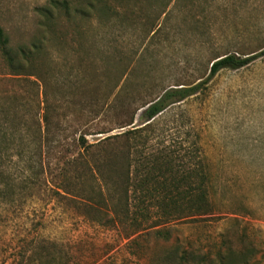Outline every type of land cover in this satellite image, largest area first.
I'll return each mask as SVG.
<instances>
[{
	"label": "rangeland",
	"instance_id": "rangeland-1",
	"mask_svg": "<svg viewBox=\"0 0 264 264\" xmlns=\"http://www.w3.org/2000/svg\"><path fill=\"white\" fill-rule=\"evenodd\" d=\"M47 1L0 0V24L13 42L36 36L32 10ZM105 1L110 5L106 19L63 26V43L46 48L41 61L49 97L63 106L72 100L75 110L83 109V120L71 122L72 128L105 127L114 134L122 130L117 126L127 112L97 116V97L144 89L145 100L166 87L199 85L195 95L161 118L159 128L187 157L195 126L219 212L199 224H174L169 241L149 234L139 241L141 247L128 248L115 231L51 198V176L44 175L38 186L0 198V264H50L44 255H32L48 240L65 246L69 264H156L176 239L214 236L234 215L264 239V0ZM76 29L82 35L72 41ZM225 54L253 59L209 78L211 63ZM73 82L76 89H70ZM5 88L0 83V90ZM82 181L87 186V179ZM256 260L264 264V245Z\"/></svg>",
	"mask_w": 264,
	"mask_h": 264
},
{
	"label": "trees",
	"instance_id": "trees-1",
	"mask_svg": "<svg viewBox=\"0 0 264 264\" xmlns=\"http://www.w3.org/2000/svg\"><path fill=\"white\" fill-rule=\"evenodd\" d=\"M32 11L36 36L29 40L13 42L0 24V83L6 86L0 90V198L34 188L44 175L51 176V198L115 231L128 248L141 247L139 241L149 234L169 241L174 224H199L219 212L211 200L212 179L195 126L190 127L194 140L187 157L179 155L166 129L159 128L161 118L195 95L199 85L166 87L145 100L144 89L111 99V94L97 97V116L107 118L125 109L127 116L117 126L122 130L110 134L113 129L105 127L72 128L71 122L83 120V109L75 110L72 100L63 106L49 97V76L41 59L49 45L63 43V26L106 19L110 5L105 0H48ZM76 31L72 41L80 40L82 34ZM252 59L225 54L211 63L209 78ZM70 89H76L74 82ZM225 219L214 236L176 239L156 264H258L264 245L260 230L236 215ZM32 255H44L50 264H69L65 246L54 240L38 243Z\"/></svg>",
	"mask_w": 264,
	"mask_h": 264
}]
</instances>
